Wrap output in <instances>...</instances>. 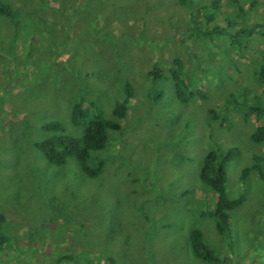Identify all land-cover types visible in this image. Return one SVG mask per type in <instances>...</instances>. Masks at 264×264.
<instances>
[{
    "label": "rangeland",
    "instance_id": "rangeland-1",
    "mask_svg": "<svg viewBox=\"0 0 264 264\" xmlns=\"http://www.w3.org/2000/svg\"><path fill=\"white\" fill-rule=\"evenodd\" d=\"M214 1L0 0L13 11V19L0 13V264H210L192 253L193 229L221 264H264L263 180H240L256 155L264 172V143L250 139L255 120L229 104L242 89L264 101L255 74L262 33L240 36L242 55L229 40L231 31L264 26V0ZM214 26L224 33L205 35ZM176 58L205 99L176 98ZM156 66L166 77L149 76ZM126 81L134 98L97 154L101 173L89 178L75 158L49 163L35 147L53 135L42 126L56 121L81 137L84 121L72 123L80 99L92 115L117 120ZM210 109L227 120L213 121ZM231 148L239 154L226 165L227 195L242 204L227 237L200 172L208 152Z\"/></svg>",
    "mask_w": 264,
    "mask_h": 264
},
{
    "label": "trees",
    "instance_id": "trees-1",
    "mask_svg": "<svg viewBox=\"0 0 264 264\" xmlns=\"http://www.w3.org/2000/svg\"><path fill=\"white\" fill-rule=\"evenodd\" d=\"M180 3L186 5L187 0H179ZM214 4V5H213ZM211 7L218 8L217 0L213 2ZM13 11L7 8L3 4L0 5V13L6 15L10 19H13ZM205 24L213 21V16L205 18ZM225 29L220 26H214L213 30L205 32V35H213L224 33ZM237 30V31H236ZM230 32L231 46L237 50L238 53L243 54V45L240 42V36L244 33L253 35L254 33H262L264 38V26L253 25L248 28H240ZM243 41V38H242ZM244 48H247L245 46ZM258 64V69L255 74L259 81L264 84V56ZM183 62L176 58L173 65L169 68V72L173 83L175 84L176 98L182 104H189L191 100L196 97L205 99L206 94L202 89L193 87V83L186 80V72L183 70ZM149 76L158 80L166 77L164 70L156 66L150 72ZM202 82V81H201ZM199 82V88L201 86ZM241 101L236 96H232V101L229 103L232 106L239 105L243 108L242 119L245 122H249L252 119L257 123L254 131L251 133L250 139L254 144L264 143V101L249 99L247 90L239 91ZM264 94V93H263ZM162 97L160 93L157 98ZM134 98V88L129 81L124 84V96L116 103L113 115L117 120L111 121L105 119L101 114H91L92 106L86 104L83 99L76 101L72 109V123L74 125L84 121L83 135L79 138H74L69 135H65V129L59 122H48L42 126L44 131L52 133L47 139H44L35 144V147L40 150L49 161V163L56 166H63L67 164L71 158L77 159L81 169L89 178H95L103 169L104 162L99 159L98 152L104 151L108 146V131H118L122 128L119 120H123L127 116L128 107ZM222 111V110H221ZM210 115L213 121H221L223 123L226 119L225 116L220 115V111L210 109ZM89 117V118H88ZM88 118V119H87ZM239 150L235 148L223 150L214 149L207 153L204 164L200 172V179L207 184L216 194V206L210 215L216 220V229L222 236H230V219L231 213L242 204V198L230 199L227 195V163L234 160L238 156ZM262 159L259 156L254 157V163L243 169L240 180H246L249 176L255 175L260 180H263L264 184V172L262 171ZM4 223V216L0 215V245L7 242L5 236L1 232V226ZM190 245L194 256L204 262H210V264H221L222 260L216 254V251L210 248L205 241L203 233L199 229H193L190 232Z\"/></svg>",
    "mask_w": 264,
    "mask_h": 264
}]
</instances>
